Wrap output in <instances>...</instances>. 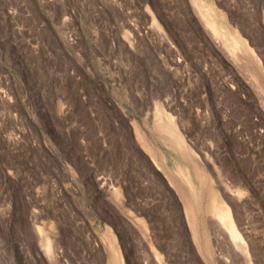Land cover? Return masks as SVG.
<instances>
[{"label": "rangeland", "instance_id": "obj_1", "mask_svg": "<svg viewBox=\"0 0 264 264\" xmlns=\"http://www.w3.org/2000/svg\"><path fill=\"white\" fill-rule=\"evenodd\" d=\"M0 264H264V0H0Z\"/></svg>", "mask_w": 264, "mask_h": 264}, {"label": "bare ground", "instance_id": "obj_2", "mask_svg": "<svg viewBox=\"0 0 264 264\" xmlns=\"http://www.w3.org/2000/svg\"><path fill=\"white\" fill-rule=\"evenodd\" d=\"M206 15L204 14L205 17H207L209 10L206 9ZM207 25L212 29V31L215 34H219L221 37H224V33L222 31V29L220 27H217L215 25V22H213L211 19L207 20ZM228 40V39H226ZM236 44L237 43H233L232 42V46L234 48H236ZM157 116L159 118H162V114L160 113V111L157 112ZM165 119H169L166 117H163ZM217 197L215 196V194H213V198H212V218H215L218 220L219 225L223 228L225 234H227L230 239L235 240L237 237L240 236L239 232L237 231L234 223H233V219L231 216V213L229 211V208L225 205V203H223L222 201L216 199ZM43 245H44V252L46 253L47 256H50L52 254V245L51 242L49 240V238L45 237L44 241H43ZM247 252V251H246ZM253 260H255V256H253Z\"/></svg>", "mask_w": 264, "mask_h": 264}]
</instances>
